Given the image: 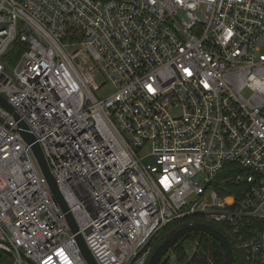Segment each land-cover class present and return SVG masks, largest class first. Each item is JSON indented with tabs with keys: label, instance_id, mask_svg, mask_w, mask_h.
Returning a JSON list of instances; mask_svg holds the SVG:
<instances>
[{
	"label": "built area",
	"instance_id": "built-area-1",
	"mask_svg": "<svg viewBox=\"0 0 264 264\" xmlns=\"http://www.w3.org/2000/svg\"><path fill=\"white\" fill-rule=\"evenodd\" d=\"M0 96L18 116L0 107L11 264H88L77 236L96 264H147L173 222L264 264V0H0Z\"/></svg>",
	"mask_w": 264,
	"mask_h": 264
},
{
	"label": "water",
	"instance_id": "water-1",
	"mask_svg": "<svg viewBox=\"0 0 264 264\" xmlns=\"http://www.w3.org/2000/svg\"><path fill=\"white\" fill-rule=\"evenodd\" d=\"M0 107L10 113L15 120H18V116L14 113L12 106L7 102V100L0 96ZM20 135L22 136L23 140L31 146L32 153L35 157V160L39 166V169L45 178L49 191L52 195L54 201L58 204L62 212L65 214L66 222L72 231V233L77 232L76 224L74 219L69 212V209L59 192L58 186L54 177L51 175L47 162L44 158V155L40 149V146L36 143L35 138L29 132L28 128L23 122L18 124ZM200 232L203 234L208 235L209 237L213 238L220 246L224 256V264H233V254L231 246L226 239L219 231L214 229L213 227L205 224H194L184 228L179 229L175 233H173L169 238L165 239L153 252L152 256L150 257L147 264H160L162 259L168 254L170 249L183 237L194 233ZM77 241L81 253L83 254L85 260L88 264H96L94 259L92 258L91 254L89 253L88 249L86 248L82 238L77 236Z\"/></svg>",
	"mask_w": 264,
	"mask_h": 264
},
{
	"label": "trees",
	"instance_id": "trees-1",
	"mask_svg": "<svg viewBox=\"0 0 264 264\" xmlns=\"http://www.w3.org/2000/svg\"><path fill=\"white\" fill-rule=\"evenodd\" d=\"M14 59L16 58H13V61ZM190 221L194 223H203V220L198 217H193ZM183 227V224L173 222L160 230L151 243L153 252L165 239L169 238L173 233ZM213 227L224 234L220 226L213 225ZM196 238H200L198 248L193 253L186 251V243L193 239H195L196 242ZM170 254L174 255V264H209V262L211 264H224V256L219 244L213 238L200 232L191 233L180 239L162 259L160 264H168L169 258H167V256ZM233 256H235L234 253ZM11 262L9 256L0 252V264H11Z\"/></svg>",
	"mask_w": 264,
	"mask_h": 264
},
{
	"label": "rangeland",
	"instance_id": "rangeland-1",
	"mask_svg": "<svg viewBox=\"0 0 264 264\" xmlns=\"http://www.w3.org/2000/svg\"><path fill=\"white\" fill-rule=\"evenodd\" d=\"M97 84L99 86H101L103 84V79L101 77H97ZM112 92V89L110 87L109 84H106L104 86V88H102L98 93H96V97L97 99L101 100V99H104L106 98L110 93ZM172 115L173 116H178L180 115V111L179 110H174L172 112ZM150 152V148L147 146L141 148V149H138L136 150V153L138 154V156L140 158H145L146 155ZM145 163H149V160L148 159H145ZM210 225H215L211 222H208ZM199 239L200 238H196V242H195V239H193L192 241H189L186 243V251L190 252V253H193L198 247L196 246V243H198V246H199ZM167 258H169V263L168 264H174V255L173 254H170L167 256ZM209 264H211L209 262Z\"/></svg>",
	"mask_w": 264,
	"mask_h": 264
}]
</instances>
